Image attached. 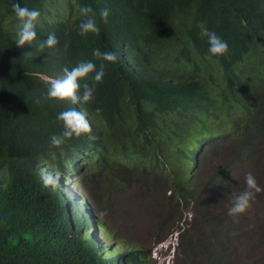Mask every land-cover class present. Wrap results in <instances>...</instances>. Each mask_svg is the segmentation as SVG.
<instances>
[{"label": "trees", "instance_id": "obj_1", "mask_svg": "<svg viewBox=\"0 0 264 264\" xmlns=\"http://www.w3.org/2000/svg\"><path fill=\"white\" fill-rule=\"evenodd\" d=\"M47 1L52 6L59 4V0H19L21 7L41 13L37 40L21 48L15 43L18 20L11 7L12 0H0V250H8L0 256V264H109L99 256L102 251L110 255L109 244L94 248L79 232L58 233L57 218L43 222L30 220L34 214L33 203L43 198L36 180L26 171L23 158L50 154L47 133L58 130L55 115L63 103L49 99L50 82L43 81L39 74L61 78L65 67L71 69L82 61L93 62L97 71L101 64L105 65L101 83L96 84L92 79L95 73L88 77L87 82L95 85V99L83 105L94 120L103 118L100 132L103 134L106 127L112 141L101 144L105 147L102 152L98 149L97 155L82 150L84 138L66 139L62 146L69 152L62 159L77 156L76 149L87 152V162L83 164L86 168L101 166L103 188L119 189L129 182L133 171L127 172L120 186H113L112 180L122 179L125 173L122 170L109 173L106 167L114 162L105 154L119 153L117 149L128 152L135 141L143 140L144 145L152 147L155 141L145 130L149 133L157 130L164 138H169L171 128L166 111L177 104L191 107L196 79L212 87L216 85L222 92L226 78L238 81L242 77L249 83L257 78L264 83V0H65L64 4L74 10L68 18L62 6L60 16L51 15L46 8ZM77 5H91L97 14L102 9L109 10L106 24L97 15L98 35L89 34L87 38L80 35L82 17ZM241 19L246 20L247 25H243ZM205 28L227 42L225 56L209 59L207 38L202 35ZM50 33L56 35L57 46L41 50L40 41L46 40ZM122 45H129L127 57L133 59L130 67L108 63L93 55L94 49L112 52L114 46L116 50ZM199 89L209 88L202 85ZM239 121L236 129L228 125L226 131L235 145L231 160L240 162L239 159L249 156L259 163L264 159V114L257 118L247 113V116H239ZM214 134L220 137L221 148L228 138L222 137L220 132ZM216 152L212 149L204 155L201 161L204 168L212 165ZM56 156L61 158L59 154ZM189 163L177 165L172 158V162L163 163L170 171L160 164L138 172L142 184L136 191H143L154 204H159V224L170 223L171 213L181 207L178 199L165 194L170 184L168 176L172 175V184H184L183 171L189 175L196 172L195 167L189 169ZM89 175L82 172L79 180L82 188ZM239 178L227 173L207 189L203 183L188 191L177 189L178 196L185 197L182 204L189 203L199 214L195 228L209 245L203 264L221 260L227 264L229 258L235 262V255L248 261L253 253L258 257L259 247L254 246L261 241V234L249 229L250 225L243 226L231 219L222 221L213 215L218 199L227 200ZM170 201L172 210L168 211L162 202ZM58 209L61 219V207ZM238 234H250L248 243L241 241L246 243L245 247L235 243ZM189 243L190 235L184 232L180 241L182 257L188 253H205L206 249L202 251V247L188 246ZM113 259L117 264H137L130 254L113 255Z\"/></svg>", "mask_w": 264, "mask_h": 264}, {"label": "clouds", "instance_id": "obj_2", "mask_svg": "<svg viewBox=\"0 0 264 264\" xmlns=\"http://www.w3.org/2000/svg\"><path fill=\"white\" fill-rule=\"evenodd\" d=\"M61 6L64 9L65 17H70L69 15H72L74 11L73 7L70 8L66 4ZM11 7L18 20L16 45L21 48L26 44L32 45L37 40V25L40 24L41 13L36 9H29L26 6L21 7L19 0H12ZM77 8L80 17H82L79 24L80 35L85 38L89 34L98 35L100 28L97 22V15L106 24L109 10L105 8L97 14L91 5H77ZM241 20L243 25H247L246 20ZM202 35L207 38L210 53L209 59L212 57H223L227 54L228 44L221 35L210 32L206 28L203 29ZM57 44L56 35L50 33L46 40L40 41L39 48L41 50L45 48L53 49ZM116 46L112 48V52H101L98 48L94 49L93 55L108 63L130 67L133 59L127 57L129 45H122L115 50ZM63 73L64 75L61 78L39 74L43 81L50 82L49 99L63 103L61 109L55 115L58 130L56 132L49 130L47 133V137L50 139L47 142L51 149L50 154L23 158L25 160V169L36 180V187L43 198L41 201L33 203L32 210L34 214L30 220L43 222L46 219L57 218L58 222L55 228L58 233L66 235L70 232H79L83 240L94 248H102L104 245L109 244L110 255L106 256L105 251H102V254L99 255L100 258L107 260L109 264H117L113 259V255L116 256L118 254H130L134 263L145 264L144 261L149 249L144 251L137 246L124 247L116 242L112 235L101 225L96 212L86 198L83 197V193L91 180H97L102 191L106 194L112 191H123L132 182L136 184L137 190L142 184L140 181L141 176L138 174L140 170H151L160 164L164 167V162H172V158H175L177 165L183 162H190L188 164L189 169L191 167L196 168V172L193 175L183 171L182 177H185V182L182 185L176 182L172 184V175H169L170 184L165 190L166 195L169 194L173 199H178L181 207L174 213V215H178L177 218L181 220L183 212L186 209L191 210L185 214L188 215V218L185 221L187 228L184 232L189 235L194 234L198 238L196 240L197 245L193 246L189 243L188 246L200 247V249L202 247V251L206 249L204 254L193 255L188 253L187 257L189 254L194 257L191 264H203V257L208 253L209 245L195 228L199 214L197 215L191 207L187 208L190 205L189 203L185 206L182 204V199L185 197H179L177 189L181 188L184 191H188L196 187L198 183H203L207 189L210 185H215L216 182L222 180L227 173L236 174L240 178L235 184V189H232L228 195L227 200L218 199L217 204L214 206L213 215L222 221L231 219L243 226L250 225L249 229L261 234V241L254 246L259 247L258 257L254 253L249 261L239 257L240 260L236 264H254L252 263L253 261L264 262V218L261 220L259 215H246L264 197V159H260L259 163L248 158L249 156L239 159L240 162H233L231 158L215 159L217 156H226V151L223 148V144L226 142L234 150L235 145L230 142L229 133L226 132L228 125H233L236 129L237 123L240 122L239 116H247V113H250V116L259 118L264 114V83H261L257 78H253L251 83L246 82L242 77L238 81L226 78L223 81L225 83V91L222 92L216 85L212 87L204 80L200 79L197 81L196 79V82L193 83L194 96L191 107L183 108L177 104L166 111L168 124L171 128L168 130L169 138H164L160 131L155 130L149 133L145 130L147 136L155 141L157 145L153 142L151 147L149 144L144 145L143 140L135 141L128 152H126V149H117L119 153L109 154L107 152L105 154L111 159L110 162H114V164L106 167L109 173L117 170H122L125 173L122 179L119 178L116 182L112 180L113 186H120L125 181L127 172L133 171V175L127 184L123 185L122 188H111V191H108L106 187L104 189L102 186V183L104 184L102 180L104 171L101 166L94 165L91 168H86L87 165L83 164V162H87L85 160L87 152L76 149L77 156L69 155L66 160L62 159V156L68 155L66 152H69L67 147L62 146L66 139L84 138L85 143L82 150H90L97 153V155V150L99 149L102 152V147H105L101 146V144L106 145V143H109L108 140H111L108 138L106 127L103 129V134L100 132L103 118L98 117L94 120L90 110L83 105L90 104L95 99V85H90L87 82L88 77L90 74L95 73L92 79L96 84L101 83L105 75V65L101 64L100 69L97 71L93 62L82 61L71 69L65 67ZM202 85H207L209 89L206 91L200 90L199 86ZM97 114H99V109H97ZM223 125L226 126V129L219 130ZM215 132H220L222 137L228 138L223 141L221 148L220 137L215 135ZM115 141L119 142L117 139ZM212 149L217 150L212 156V165L204 168L201 162L202 158ZM57 154L61 158H58ZM220 163L223 164L219 165ZM164 169L170 171L168 167H164ZM85 171L91 175L88 176L85 187L82 188L79 180L82 172ZM135 174H137L136 177L134 176ZM73 181H75V185L72 184ZM107 183L112 185L110 181H107ZM56 202L61 207L59 215L61 219L58 217L59 209ZM162 204L168 211L169 209L172 210V201L162 202ZM171 224L172 221L165 224H159L158 221L160 235L153 244L170 237L173 232L174 236L178 235L175 229L172 230L170 228ZM257 224H260L259 229L256 228ZM219 226L222 227L223 225L220 224ZM169 228L170 230H168ZM190 230L192 231L190 232ZM179 235L180 242L183 236L181 238L182 234ZM181 244L183 245V243ZM159 247H163L164 252L167 251L165 255L169 253L168 244L160 245ZM7 252L8 250L1 249L0 256L5 255ZM156 255L157 251L154 252V256ZM199 255L200 257L198 258ZM221 262L225 264L222 260Z\"/></svg>", "mask_w": 264, "mask_h": 264}, {"label": "rangeland", "instance_id": "obj_3", "mask_svg": "<svg viewBox=\"0 0 264 264\" xmlns=\"http://www.w3.org/2000/svg\"><path fill=\"white\" fill-rule=\"evenodd\" d=\"M59 4L52 6L48 1L46 2V8L48 12L56 14V16L61 15L60 6L65 3V0L57 1ZM226 126L223 125L219 130H225ZM223 148L226 151L225 157L217 156L215 159H228L231 158V146L229 143H224ZM75 185V181L72 183ZM73 191H75L73 189ZM83 197L86 198L88 203L91 205L92 209L96 212L97 217L101 225L107 230V232L112 235L113 239L125 246H137L144 251L149 249V253L144 261L145 264H191L194 260L192 254L188 257H182L180 253L179 245V234L181 238L187 224L185 221L188 215L186 212L191 211L186 209L183 212L182 218H177L178 215L172 213V224L170 228L178 232L177 236H174V232L170 237L153 244L155 239L160 235L158 230L159 221V204H154L151 201L152 198L147 196L143 191H136V184L132 182L127 185L123 191H112L110 193H104L97 180H91ZM190 205L187 206V208ZM102 213H104L102 215ZM246 215H259L260 219L264 218V197L260 199L256 206ZM184 220V221H183ZM170 228L168 230H170ZM190 229V227H189ZM182 231V232H181ZM192 230H190L191 232ZM181 232V233H180ZM198 236L191 234L190 240L193 246L197 245ZM235 243L241 247H245L246 243L250 240V234H238L235 236ZM242 239V240H241ZM245 242H241V241ZM168 244L169 253L165 255L163 247L160 245ZM178 244V245H177ZM154 249H157L154 251ZM157 251V255L154 256V252ZM233 256V255H231ZM235 262H231V258L228 259L227 264H236L240 258L238 256H233ZM254 264H264L261 261H253ZM214 264H223L218 261Z\"/></svg>", "mask_w": 264, "mask_h": 264}]
</instances>
